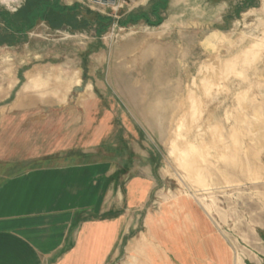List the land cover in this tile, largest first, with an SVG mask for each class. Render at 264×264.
<instances>
[{
	"label": "rangeland",
	"instance_id": "rangeland-1",
	"mask_svg": "<svg viewBox=\"0 0 264 264\" xmlns=\"http://www.w3.org/2000/svg\"><path fill=\"white\" fill-rule=\"evenodd\" d=\"M26 3L0 0L2 155L100 165L112 208L83 216L128 222L107 264H142L167 220L187 264H264V0H42L14 18Z\"/></svg>",
	"mask_w": 264,
	"mask_h": 264
},
{
	"label": "crops",
	"instance_id": "crops-1",
	"mask_svg": "<svg viewBox=\"0 0 264 264\" xmlns=\"http://www.w3.org/2000/svg\"><path fill=\"white\" fill-rule=\"evenodd\" d=\"M24 110L27 114L28 108ZM2 126L11 130L15 125L5 115ZM4 146L0 144V264H107L128 222L113 210L104 216H83L92 204L97 211L112 208L106 196L98 206L101 186L92 179L100 165L44 164L37 152L2 155ZM110 168L108 174L114 167ZM143 179L135 178V183ZM138 193L139 188L132 189L130 199L135 202ZM185 226L163 221L159 245L145 254L142 264H187L185 255L195 244L185 237Z\"/></svg>",
	"mask_w": 264,
	"mask_h": 264
},
{
	"label": "trees",
	"instance_id": "trees-1",
	"mask_svg": "<svg viewBox=\"0 0 264 264\" xmlns=\"http://www.w3.org/2000/svg\"><path fill=\"white\" fill-rule=\"evenodd\" d=\"M39 9H42L44 11L43 6H42V0H27L26 5L19 11V13L14 14L13 16L15 18L17 17V15H21V16L23 15V18H24L23 20L25 22H28L31 19L32 13L33 12L35 13ZM45 9H48L46 16H45L46 19L51 20L53 16L60 17V15H62L61 11H57L53 8L49 9L48 7H46ZM16 23H17V20H16ZM0 43H2L1 39H0Z\"/></svg>",
	"mask_w": 264,
	"mask_h": 264
},
{
	"label": "built area",
	"instance_id": "built-area-1",
	"mask_svg": "<svg viewBox=\"0 0 264 264\" xmlns=\"http://www.w3.org/2000/svg\"><path fill=\"white\" fill-rule=\"evenodd\" d=\"M92 5L103 9H119L127 0H88Z\"/></svg>",
	"mask_w": 264,
	"mask_h": 264
}]
</instances>
